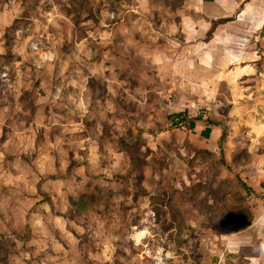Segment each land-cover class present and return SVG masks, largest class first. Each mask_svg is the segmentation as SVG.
Wrapping results in <instances>:
<instances>
[{"label":"rangeland","instance_id":"obj_1","mask_svg":"<svg viewBox=\"0 0 264 264\" xmlns=\"http://www.w3.org/2000/svg\"><path fill=\"white\" fill-rule=\"evenodd\" d=\"M181 4L0 0V264H251L222 246L252 193L200 149L212 106L157 74Z\"/></svg>","mask_w":264,"mask_h":264},{"label":"crops","instance_id":"obj_2","mask_svg":"<svg viewBox=\"0 0 264 264\" xmlns=\"http://www.w3.org/2000/svg\"><path fill=\"white\" fill-rule=\"evenodd\" d=\"M181 2L182 19L173 26L177 38L161 43L164 48L167 44V74L160 69L157 74L163 77L161 80L194 81L195 95L204 100L205 106H212L213 123L207 128L211 133L209 138H202L204 146L200 149L216 155L225 141L228 149H223L227 156L223 159L224 169L231 176L235 174L229 186L239 183V176L252 193L248 199L253 193L257 195L254 201L248 200L253 204H249L251 219L243 228L221 235L222 246L233 247L234 254L241 252L246 261L254 264L264 252L260 246L264 241V199L260 198L264 194V0ZM204 81L212 82L213 87L206 89L198 83ZM222 87L227 96L221 94ZM178 94L182 95L181 90ZM220 96L223 102L218 100ZM206 98H213V105L206 103ZM222 118H227L228 124L220 125ZM197 124H201L197 128L201 137L205 124ZM242 151L246 155L243 162L236 157ZM87 164V179L94 178L98 173L92 171L88 159ZM91 254L93 258L107 257L100 249Z\"/></svg>","mask_w":264,"mask_h":264},{"label":"trees","instance_id":"obj_3","mask_svg":"<svg viewBox=\"0 0 264 264\" xmlns=\"http://www.w3.org/2000/svg\"><path fill=\"white\" fill-rule=\"evenodd\" d=\"M207 1H212V0H207ZM174 116L177 117V118H181L182 115H179V114H178V115H174ZM199 120H200V119L197 118L195 121H199ZM185 121H186L185 119H180L178 122L181 123V122H185ZM190 124H191V128H194V127H195L194 120H193L192 122H190ZM210 133H211V131H210L209 129H206L204 132H202V135H203L205 138H209ZM238 180H239V182L241 183V186L244 188V190L247 189L246 191H249V189L245 186V184H243V183L241 182L240 178H238ZM243 226H245L244 223L241 224V225H239V227H242V228H243Z\"/></svg>","mask_w":264,"mask_h":264},{"label":"built area","instance_id":"obj_4","mask_svg":"<svg viewBox=\"0 0 264 264\" xmlns=\"http://www.w3.org/2000/svg\"><path fill=\"white\" fill-rule=\"evenodd\" d=\"M49 60H51V57H49L48 58ZM46 61H48V60H46ZM153 214V213H152ZM153 217L152 218H154L155 216H154V214L152 215ZM136 235H134L135 237V240L137 241V242H140V241H142V240H144L145 239V237H144V234H145V232H137V233H135ZM140 237H139V236ZM133 238V237H132Z\"/></svg>","mask_w":264,"mask_h":264},{"label":"bare ground","instance_id":"obj_5","mask_svg":"<svg viewBox=\"0 0 264 264\" xmlns=\"http://www.w3.org/2000/svg\"><path fill=\"white\" fill-rule=\"evenodd\" d=\"M52 60V59H51Z\"/></svg>","mask_w":264,"mask_h":264}]
</instances>
